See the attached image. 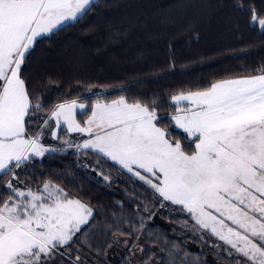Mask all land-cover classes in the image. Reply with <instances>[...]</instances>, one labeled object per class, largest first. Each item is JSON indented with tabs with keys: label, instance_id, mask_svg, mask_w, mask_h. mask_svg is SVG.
Instances as JSON below:
<instances>
[{
	"label": "snow or ice",
	"instance_id": "snow-or-ice-1",
	"mask_svg": "<svg viewBox=\"0 0 264 264\" xmlns=\"http://www.w3.org/2000/svg\"><path fill=\"white\" fill-rule=\"evenodd\" d=\"M97 3L0 0V264H83L75 246L95 224L92 207L51 180L33 186L23 179L36 158L58 150L42 138L60 140L62 126L65 137H87L62 143L94 155L93 171L105 181L104 167L115 166L146 186L154 207L185 213L193 229L221 241L213 244L221 261L264 264V70L173 95L167 117L123 96L91 107L65 100L42 115L47 106L22 67L39 39L78 23ZM250 24L264 32V14L253 9ZM78 109L88 117L83 125ZM165 120L187 134L186 144L158 126Z\"/></svg>",
	"mask_w": 264,
	"mask_h": 264
},
{
	"label": "trees",
	"instance_id": "trees-1",
	"mask_svg": "<svg viewBox=\"0 0 264 264\" xmlns=\"http://www.w3.org/2000/svg\"><path fill=\"white\" fill-rule=\"evenodd\" d=\"M253 9L264 14V0H98L78 23L39 39L22 75L47 106L42 115L65 100L91 107L123 96L167 117L173 95L264 70V32L250 24ZM87 118L77 111L82 125ZM158 126L187 143V134L167 120ZM59 135L47 144L58 150L36 158L23 179L33 186L51 180L92 207L95 224L75 246L83 264H227L217 256L214 237L193 229L185 213L154 207L146 186L115 166L104 167L111 176L105 181L93 171L94 155L62 143L85 136L65 137L63 126Z\"/></svg>",
	"mask_w": 264,
	"mask_h": 264
},
{
	"label": "rangeland",
	"instance_id": "rangeland-1",
	"mask_svg": "<svg viewBox=\"0 0 264 264\" xmlns=\"http://www.w3.org/2000/svg\"><path fill=\"white\" fill-rule=\"evenodd\" d=\"M112 101H110V102H104V103H111ZM79 110V109H78ZM77 110V111H78ZM181 131H183L182 129H181ZM76 135V134H75ZM72 138V137H71ZM70 138V139H71ZM76 139V142H79V141H82V140H84V139H86L85 137L84 138H82V137H80V138H75ZM53 142H55V140L54 139H52L50 136H45L44 137V139L42 140V143H44V145L46 146V147H48V145L47 144H51V143H53ZM214 241L217 243V244H221L222 242L221 241H219L218 239H216L215 237H214ZM121 244H122V242H121Z\"/></svg>",
	"mask_w": 264,
	"mask_h": 264
},
{
	"label": "crops",
	"instance_id": "crops-1",
	"mask_svg": "<svg viewBox=\"0 0 264 264\" xmlns=\"http://www.w3.org/2000/svg\"><path fill=\"white\" fill-rule=\"evenodd\" d=\"M87 138V137H86Z\"/></svg>",
	"mask_w": 264,
	"mask_h": 264
}]
</instances>
